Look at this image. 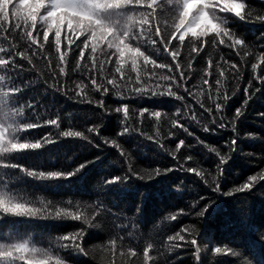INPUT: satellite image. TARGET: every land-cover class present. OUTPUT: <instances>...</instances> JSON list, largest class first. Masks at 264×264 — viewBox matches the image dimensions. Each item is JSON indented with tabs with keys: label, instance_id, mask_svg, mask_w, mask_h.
<instances>
[{
	"label": "trees",
	"instance_id": "16d2710c",
	"mask_svg": "<svg viewBox=\"0 0 264 264\" xmlns=\"http://www.w3.org/2000/svg\"><path fill=\"white\" fill-rule=\"evenodd\" d=\"M192 2L205 3V0ZM224 2L230 3L231 0ZM7 3L8 0H0V8L6 7ZM22 3L33 5L39 0H22ZM245 3L253 14L252 22L241 20L232 13L221 14L227 20L226 27L243 39L244 45L228 48L209 43L211 37H207L199 56L194 53L189 56L191 44L181 49L180 70L185 73L187 82H181L179 88L173 86V91L184 97L183 100L167 95L138 96L123 87L120 91L126 98L121 99L111 86L109 93L101 96L92 90L87 76L77 68L78 64L86 61L80 60L79 49L75 46L63 65L66 75L59 74L58 57L54 46L50 45L45 46V54L51 65L43 55L32 57L29 51L31 64L17 57V65L22 67L9 66L0 70V75L5 77L0 84L5 90L13 85L22 89L9 99L10 106L24 109V116L18 118V123L38 121L44 125L48 119H58L59 123V128L39 126L18 135L21 142L43 141L45 137L54 142L36 150L0 157V160L37 172H70L79 164L94 161L67 179H36L19 168H0V194L42 209V214L35 218L0 214V244L28 241L30 246L47 250L68 264H144L143 249L151 244L153 259L149 264H197L195 249L190 244L167 239L181 227L194 226L200 247V264H264V181L256 184L250 192L224 195V192L246 182L249 176L264 171V79H261L264 78V62L260 59L264 56V23L255 22V14H264V0H245ZM131 11V8L109 10L103 17L109 22H119ZM4 27L8 24L5 23ZM215 29V25L208 24V31ZM21 36L18 31L0 30V47L8 48L15 44L18 50L24 51L26 44ZM90 48L91 42L85 49L86 55H90ZM101 48H105L103 43L98 46L96 55L99 60H104ZM141 50L158 63L172 62L159 44H144ZM253 63L258 65L256 69H252ZM232 64L237 68L233 69ZM106 68L108 71L103 75L97 69L98 82L111 78L114 65L108 64ZM125 70H130V64L125 65ZM157 72L175 75L179 79L176 70L169 73L167 69H157ZM131 75L134 79L136 73ZM205 79L208 84H204ZM153 80L158 81L159 78ZM217 80L221 83L218 84ZM81 82L82 87L87 86L85 91L91 103L85 102L83 94L80 97L76 95L75 85ZM248 96L251 99L245 105ZM101 99L103 108L97 104ZM29 102L33 108L25 107ZM200 103L211 108L212 115L201 108ZM215 103L224 105L222 112H216ZM122 104L129 105L127 120L122 112L114 111ZM238 108L244 114L235 120L233 131L231 125ZM142 109H149L144 117L139 115ZM152 111H160L162 118L157 121L150 115ZM178 111L180 116L176 115ZM193 115L195 120L191 118ZM213 116L217 119L216 124L211 123ZM173 119L179 120L192 135L182 128L172 127ZM220 123L227 127L219 128ZM92 126L99 129V136L87 131ZM124 126L130 130L119 136ZM204 126L214 131L205 132ZM68 130L82 132L90 137L91 142L82 137L60 135ZM148 136L153 139H148ZM113 139L120 144L119 149L111 146ZM233 139L237 141L235 151L229 146ZM179 140H184L185 146L177 153V160H173L169 153L175 151ZM209 148H216L230 157L222 176L217 173L218 157ZM189 156L192 159L185 163ZM178 161L186 168L203 171L210 184L212 177L217 176L221 192H213L200 177L187 171L177 170L153 180L147 179V174L157 167L178 168ZM129 167L137 175H145V179L131 176L123 183L105 185L106 179L130 175ZM197 201L199 203L193 208ZM205 208V216L195 215ZM58 210L78 213L81 219L72 220L64 215V211H61L64 218H57L55 213ZM181 210L184 214H180ZM171 215H177L178 219L170 220ZM85 218L89 219V224H84ZM81 228L86 233L82 246L87 255L62 248L59 239ZM183 234L187 236V233ZM187 238L190 240L192 237ZM112 240H116L115 254L108 247ZM225 246L238 255L226 254ZM216 247L221 248L220 253L215 252ZM130 248L138 253L136 257L128 255ZM17 264L23 262L18 261Z\"/></svg>",
	"mask_w": 264,
	"mask_h": 264
},
{
	"label": "snow or ice",
	"instance_id": "6c2138e0",
	"mask_svg": "<svg viewBox=\"0 0 264 264\" xmlns=\"http://www.w3.org/2000/svg\"><path fill=\"white\" fill-rule=\"evenodd\" d=\"M125 8H131L132 11L119 22H109L103 17V14L109 10ZM248 9L249 6L246 5L245 0H231L230 3L224 2V0H212V3L208 7L205 6V3H193L192 0H39L38 4L33 5L24 4L22 0H8L7 6L0 8V30L3 32H9V30L18 31L19 34H22L21 38L25 41L26 47L24 51L18 50L15 44H10L8 48L0 47V70L7 69L9 66L14 68L22 67L21 65H17V57L27 60L31 64L32 57L43 55L48 60L49 65H51V60L45 54V46L50 45L54 46L58 57L59 63L57 67L59 74L66 75L63 65L67 63L70 51L75 46L76 49H79L78 56L80 60L86 61L85 63L78 64L77 68L82 71V74L87 76L92 90L100 93L101 96L108 94L110 91L109 86H111V89L116 90L118 97L121 99L126 98L124 93L120 91L121 87H123L127 88L129 93L138 96L149 94L152 96L167 95L177 100H183L184 97L178 96L173 91V86L179 88L182 86L181 82H187L185 73L180 70L181 64L179 63V58L181 56V49L185 48L187 44H191L189 56L191 57L193 53L199 56L205 44L204 38L207 37H211L208 41L209 43L224 45L228 48L244 45L245 41L237 37L234 32L226 27L227 20L221 14L232 13L241 20L252 22L253 14ZM13 19L14 23L12 22ZM255 22L264 23V14H255ZM5 23L8 24V27H4ZM209 23L216 26L214 31L207 30ZM80 37H83V39L80 40ZM217 37H220V39L217 40ZM224 37L227 39H224ZM77 40L80 42L77 43ZM89 42H91L90 55H86L85 49L89 48ZM62 43H64L63 49ZM101 43L105 45V48L100 49L101 55L105 57L104 60H99V57L96 55L98 46ZM144 44H148L149 46L161 45L164 52L171 57L172 62L170 64L158 63L156 59L150 58L149 55H146L141 50V46ZM29 51H31L32 57L27 54ZM260 59L264 62V56H261ZM209 63L211 64V61ZM108 64L114 65V72L111 78H105V80L98 82L97 69L103 75L108 71L106 68ZM128 64H130V70H125V65ZM148 65H151V68ZM191 66V63H189L188 67L191 68ZM231 67L236 69L237 65L232 64ZM251 67L252 69H256L258 65L253 63ZM157 69H167L169 73L176 70L179 73V79L171 74L161 75L157 72ZM132 72L136 73L134 79L131 75ZM55 74L53 72V75ZM155 77H158L159 80L154 81L153 78ZM4 80L5 77L0 75V82ZM203 82L204 84L209 83L207 79ZM82 83L75 85L74 90H78L76 91V95L80 97L83 94L85 102L91 103V100L87 99V92L85 91V87L87 86L82 87ZM217 83L220 84L221 82L217 80ZM21 90V88L14 85L5 90L2 84H0V157L25 150H36L46 143L54 142L50 137H45L43 141L21 142L18 139V135L21 132L39 126H55L59 128L58 119H48L44 122V125H41L38 121L18 123V118L24 116V109L10 106L9 99ZM185 91L187 92L188 89L185 88ZM247 91L248 89L246 88L245 92L247 93ZM224 99L227 100L228 97L225 96ZM250 99L251 96H248L244 104L247 105ZM97 104L101 108L104 107L102 99ZM25 107L33 108V104L29 102ZM200 107L208 112L209 115H212L211 108H205L203 103H200ZM223 108L224 105L215 103L217 113L222 112ZM114 111L116 113L122 112L125 120L129 117L130 109L128 104H122L116 107ZM146 113H149V109L140 110L139 115L144 117ZM243 114L241 108L236 109L231 125L233 131L236 127L235 120H238ZM150 115L155 117L157 121L162 118L160 111H152ZM176 115L180 116L181 114L178 111ZM184 115L186 116L187 113ZM191 118L195 120L196 116L193 115ZM220 119L223 120V117H220ZM211 123H217L215 116H213ZM171 124L172 127H179L183 131L188 132V129L179 120L173 119ZM218 127L223 129L227 125L220 123ZM129 130L128 126H124L118 135H126ZM203 130L205 132L214 131L208 126H204ZM87 131L97 136L100 135L99 129L96 126L89 127ZM188 134L192 135L191 132H188ZM60 135L66 138L82 137L91 142L90 137L85 136L80 131L68 130L63 131ZM147 138L153 139L152 136H148ZM104 143L107 144L108 141L104 140ZM236 143V139L231 140L229 146L232 151H235ZM96 146L99 147L98 145ZM111 146L118 149L121 147L115 139L111 140ZM182 146H185V141L179 140L175 146V151L169 153L173 160H177V153L180 152ZM209 151L215 153L216 157H218L216 165L217 173L218 176H222L224 174V165L229 162L230 157L222 154L216 148H209ZM121 155H124V153L122 152ZM96 159H99V157ZM191 159V156L187 157L185 163ZM92 162L94 161H86L79 164L70 172H37L28 170L23 165L4 163L2 160H0V168H19L21 172L36 179H67L79 174ZM177 170L194 173L206 185L211 187L213 192H221L222 190L217 176L212 177L210 184L205 179L203 171H199L193 167L186 168L179 161L178 168L161 169L157 167L153 169L152 172L147 174V179L153 180ZM129 173L130 175L124 177L115 176L111 179H106L105 185L123 183L131 176H135L139 180L145 179V175H137L131 167H129ZM260 181H264V171L249 176L246 182L224 192V195L233 196L234 194L250 192ZM198 203L199 201L193 204L192 207L195 208ZM61 211H64V215L70 217L72 220L79 221L81 219L80 214L69 213L66 210H58L55 213L57 218H64L61 216ZM206 211V208L199 210L195 212V215L203 217ZM0 214L3 216L35 218L42 214V209L34 207L29 203L5 198L3 194H0ZM180 214H184L182 210ZM169 219L175 221L178 219V216L171 215ZM83 222L84 224L90 223L88 218H85ZM183 233H187V236ZM85 234V230L81 228L77 232L61 236L59 238L61 247L71 249L77 254L87 255L82 246ZM189 236L192 237L190 240L187 238ZM196 237L195 227L189 226L188 228L181 227L180 231L176 232L175 235L168 236L167 239L169 242L184 241L185 244H190L195 249L194 254L196 255L197 264H200V247ZM108 247L115 254L116 240H112ZM225 247L226 254L232 256L238 255L231 248ZM151 248L152 245L149 244L143 249L144 264H149V261L153 259L150 255ZM215 252L220 253L221 248L216 247ZM128 255L136 257L138 253L130 248L128 249ZM18 261H22L23 264H68L66 260L49 254L47 250L30 246L28 241L8 245L0 244V264H17Z\"/></svg>",
	"mask_w": 264,
	"mask_h": 264
},
{
	"label": "clouds",
	"instance_id": "9594fccd",
	"mask_svg": "<svg viewBox=\"0 0 264 264\" xmlns=\"http://www.w3.org/2000/svg\"><path fill=\"white\" fill-rule=\"evenodd\" d=\"M212 3V0H205V6L208 7Z\"/></svg>",
	"mask_w": 264,
	"mask_h": 264
}]
</instances>
